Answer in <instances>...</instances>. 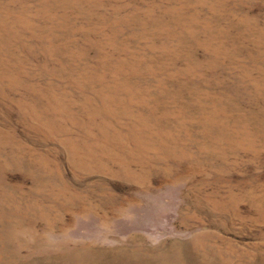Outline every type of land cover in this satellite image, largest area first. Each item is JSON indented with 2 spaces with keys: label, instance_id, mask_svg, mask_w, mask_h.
<instances>
[{
  "label": "rangeland",
  "instance_id": "374dc122",
  "mask_svg": "<svg viewBox=\"0 0 264 264\" xmlns=\"http://www.w3.org/2000/svg\"><path fill=\"white\" fill-rule=\"evenodd\" d=\"M0 264H264V0H0Z\"/></svg>",
  "mask_w": 264,
  "mask_h": 264
}]
</instances>
